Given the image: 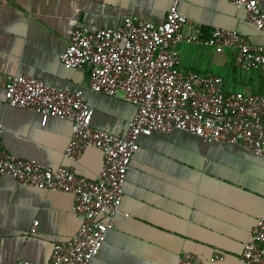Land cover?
<instances>
[{
  "label": "crops",
  "instance_id": "1",
  "mask_svg": "<svg viewBox=\"0 0 264 264\" xmlns=\"http://www.w3.org/2000/svg\"><path fill=\"white\" fill-rule=\"evenodd\" d=\"M171 0H0V123L3 149L44 167L64 166L96 178L102 154L85 149L71 161L65 150L71 123L11 108L4 99L10 76H31L56 89L80 90L93 108L91 125L122 133L135 107L122 94L91 92L88 71L69 69L58 59L75 29L115 28L125 16L160 24ZM264 12V1L260 4ZM187 23L204 36L214 28L238 31L251 44L264 34L228 0H179ZM188 24L184 31L188 32ZM179 44V71L215 73L228 93H264V72L244 73L232 51ZM126 175L119 213L105 243L89 264H175L183 253L204 260L214 253L225 264H241L243 246L264 216V157L237 145L206 143L181 131L139 138ZM71 197L35 189L0 175V264H46L52 246L69 240L79 221ZM36 223V225H34Z\"/></svg>",
  "mask_w": 264,
  "mask_h": 264
},
{
  "label": "built area",
  "instance_id": "2",
  "mask_svg": "<svg viewBox=\"0 0 264 264\" xmlns=\"http://www.w3.org/2000/svg\"><path fill=\"white\" fill-rule=\"evenodd\" d=\"M245 11L246 19L264 34V0H228ZM171 0L164 20L152 24L125 16L115 28L75 29L59 61L69 69L88 71V89L117 97L135 107L125 130L114 134L91 125L93 108L80 90L56 89L31 76H10L4 99L11 108L33 111L44 126L49 119L71 123L65 157L75 161L92 148L102 154L96 178L78 176L64 166L44 167L6 152L1 142L0 175L16 183L71 197V212L79 221L77 232L55 243L46 264H89L103 244L119 213L127 172L139 149V138L152 133L181 131L206 143L237 145L264 157V93H228L221 76L178 70L179 44L207 47L216 53L232 51L235 66L244 73L264 72V44H251L238 31L214 28L207 37L200 25L187 23ZM188 26V32L184 27ZM36 225V223H34ZM6 264H36L17 261ZM175 264H225V256L208 259L183 253ZM241 264H264V216L250 231Z\"/></svg>",
  "mask_w": 264,
  "mask_h": 264
},
{
  "label": "rangeland",
  "instance_id": "3",
  "mask_svg": "<svg viewBox=\"0 0 264 264\" xmlns=\"http://www.w3.org/2000/svg\"><path fill=\"white\" fill-rule=\"evenodd\" d=\"M206 50H209L208 52H211L210 50H212V49L208 48V49H206ZM214 74H215V73H214Z\"/></svg>",
  "mask_w": 264,
  "mask_h": 264
},
{
  "label": "trees",
  "instance_id": "4",
  "mask_svg": "<svg viewBox=\"0 0 264 264\" xmlns=\"http://www.w3.org/2000/svg\"><path fill=\"white\" fill-rule=\"evenodd\" d=\"M209 34H205L204 37H207Z\"/></svg>",
  "mask_w": 264,
  "mask_h": 264
}]
</instances>
